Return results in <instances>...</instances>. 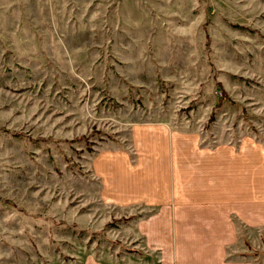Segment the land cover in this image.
Segmentation results:
<instances>
[{"label":"rangeland","instance_id":"rangeland-1","mask_svg":"<svg viewBox=\"0 0 264 264\" xmlns=\"http://www.w3.org/2000/svg\"><path fill=\"white\" fill-rule=\"evenodd\" d=\"M140 124L264 144V0H0V264H148L101 195Z\"/></svg>","mask_w":264,"mask_h":264},{"label":"crops","instance_id":"crops-1","mask_svg":"<svg viewBox=\"0 0 264 264\" xmlns=\"http://www.w3.org/2000/svg\"><path fill=\"white\" fill-rule=\"evenodd\" d=\"M134 128L132 158L107 153L119 159L117 185L104 156L101 195L116 207L148 210L133 222L141 250L153 256L148 264H254L230 256L239 236L264 230V144L244 136L203 146L195 133Z\"/></svg>","mask_w":264,"mask_h":264},{"label":"trees","instance_id":"trees-1","mask_svg":"<svg viewBox=\"0 0 264 264\" xmlns=\"http://www.w3.org/2000/svg\"><path fill=\"white\" fill-rule=\"evenodd\" d=\"M247 245V247L249 248V245L247 243H245Z\"/></svg>","mask_w":264,"mask_h":264}]
</instances>
